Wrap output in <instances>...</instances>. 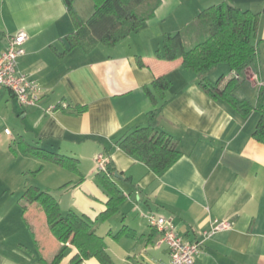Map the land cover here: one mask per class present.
Segmentation results:
<instances>
[{"label": "crops", "instance_id": "1", "mask_svg": "<svg viewBox=\"0 0 264 264\" xmlns=\"http://www.w3.org/2000/svg\"><path fill=\"white\" fill-rule=\"evenodd\" d=\"M221 3L259 16L253 39L258 54L240 77L227 66L210 73L212 82L225 76L226 97H214L182 60H161L156 52L166 34L178 33ZM74 5L82 21L94 12L93 0ZM75 29L63 0H0V55L11 36L26 33L18 70L43 89L39 105L26 108L0 87V264H50L64 246L43 209L23 199L30 186L56 197L63 213L98 221L110 199L97 179L100 156L114 166L113 180L125 195L117 212L96 224L110 258L105 264L169 261L149 215L171 220L192 243L202 241L214 221L232 223V229L205 241L196 264H264V144L253 137L264 83V0H162L136 33L90 53L67 50L65 38ZM160 76L172 86L160 102L157 128L182 153L163 176L117 145L120 135L148 125L154 105L145 88ZM22 142L78 160L79 172L22 154ZM49 169L43 180L31 181V173L40 177ZM123 228L128 232L116 237ZM65 248L59 264H74L78 249L70 243ZM79 264L103 263L90 258Z\"/></svg>", "mask_w": 264, "mask_h": 264}, {"label": "trees", "instance_id": "2", "mask_svg": "<svg viewBox=\"0 0 264 264\" xmlns=\"http://www.w3.org/2000/svg\"><path fill=\"white\" fill-rule=\"evenodd\" d=\"M63 2L76 27L75 31L65 38L67 50L77 47L86 53L100 45L115 47L136 33L144 23L153 19L162 4V0H93V14L86 21H82L74 0ZM258 22V15L229 3L211 6L178 33L166 34L156 56L169 62L182 60L183 67L198 76L204 91L214 97H226L222 88L225 76L212 82L208 75L220 66H227L231 73L242 76L257 58L258 49L253 39ZM236 82L238 83V80ZM171 86L168 77L160 76L150 87H146L145 91L154 105L149 112L148 125L129 130L117 138V145L124 153L138 157L158 176H163L182 157L178 142L157 128L159 105L165 101L166 92ZM256 111L259 113V119L253 137L264 144V85L259 88ZM20 150L24 155L33 154L72 172H79V161L74 158L55 154L25 142L20 144ZM114 177L115 169L111 163L107 165L105 172H98V182L110 196L107 211L98 221L111 217L117 212L120 202L125 199L124 193L117 188ZM23 199L29 204L37 203L43 209L52 234L64 244L50 264L60 263L64 258L67 243L78 249L74 264L90 258H97L103 264L110 260L106 243L96 232L98 221L94 222L75 211L63 213L56 197L33 186L28 187ZM26 208L25 206L24 209ZM127 232L128 230L123 228L116 237ZM41 263L49 264L44 260Z\"/></svg>", "mask_w": 264, "mask_h": 264}, {"label": "built area", "instance_id": "3", "mask_svg": "<svg viewBox=\"0 0 264 264\" xmlns=\"http://www.w3.org/2000/svg\"><path fill=\"white\" fill-rule=\"evenodd\" d=\"M27 40L28 36L24 32L9 38L6 51L0 55V87L10 90L23 107L29 108L39 105L43 89L36 80L18 70V62L25 54L24 45ZM262 85L264 83L260 84V86ZM52 110L54 109L48 111ZM5 133L10 134V130H6ZM96 164L98 172H105L108 160L100 156L97 158ZM147 219L150 226L160 233L159 244L166 245L169 249V261L158 264H196V258L205 241L219 232L232 229L230 221L216 220L209 230L203 232L202 241L192 243L184 241L179 236L171 220L156 215H149Z\"/></svg>", "mask_w": 264, "mask_h": 264}, {"label": "rangeland", "instance_id": "4", "mask_svg": "<svg viewBox=\"0 0 264 264\" xmlns=\"http://www.w3.org/2000/svg\"><path fill=\"white\" fill-rule=\"evenodd\" d=\"M49 171H50V169L45 173V175H42L40 177H37V176L34 175V173H31V181H35V180H37V178L40 179V180L41 179L43 180L45 178V176L49 175L48 174Z\"/></svg>", "mask_w": 264, "mask_h": 264}, {"label": "water", "instance_id": "5", "mask_svg": "<svg viewBox=\"0 0 264 264\" xmlns=\"http://www.w3.org/2000/svg\"><path fill=\"white\" fill-rule=\"evenodd\" d=\"M116 177H118V174H116Z\"/></svg>", "mask_w": 264, "mask_h": 264}]
</instances>
